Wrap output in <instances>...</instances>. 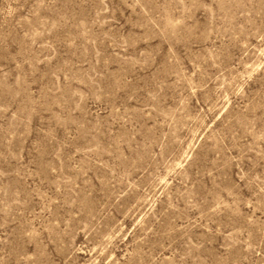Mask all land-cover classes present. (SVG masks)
<instances>
[{
    "label": "rangeland",
    "instance_id": "1",
    "mask_svg": "<svg viewBox=\"0 0 264 264\" xmlns=\"http://www.w3.org/2000/svg\"><path fill=\"white\" fill-rule=\"evenodd\" d=\"M0 264H264V0H0Z\"/></svg>",
    "mask_w": 264,
    "mask_h": 264
}]
</instances>
